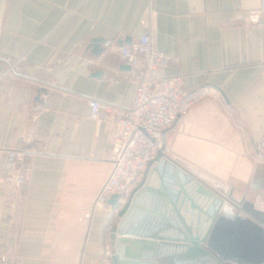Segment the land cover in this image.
Returning a JSON list of instances; mask_svg holds the SVG:
<instances>
[{"label": "crops", "instance_id": "crops-1", "mask_svg": "<svg viewBox=\"0 0 264 264\" xmlns=\"http://www.w3.org/2000/svg\"><path fill=\"white\" fill-rule=\"evenodd\" d=\"M145 33L188 96H220L164 133L166 153L264 212V0H0V264H98L111 207L80 216L109 176L119 127L111 112L92 119L89 102L131 105L120 49ZM93 39L108 44L100 55ZM11 148L30 155L22 186L8 179Z\"/></svg>", "mask_w": 264, "mask_h": 264}, {"label": "water", "instance_id": "water-1", "mask_svg": "<svg viewBox=\"0 0 264 264\" xmlns=\"http://www.w3.org/2000/svg\"><path fill=\"white\" fill-rule=\"evenodd\" d=\"M102 43L90 42L94 54L105 50ZM165 150L117 211L111 264H264V212L236 198L225 181ZM118 198L107 200L112 210Z\"/></svg>", "mask_w": 264, "mask_h": 264}, {"label": "built area", "instance_id": "built-area-1", "mask_svg": "<svg viewBox=\"0 0 264 264\" xmlns=\"http://www.w3.org/2000/svg\"><path fill=\"white\" fill-rule=\"evenodd\" d=\"M122 60L132 70L136 83L131 105L120 108L90 101V117L97 119L101 111L116 116L118 133L113 138L109 155L111 171L101 187L92 209H84L80 219L88 222L93 210L107 205V200L118 194L119 206L110 212L106 222L109 239L119 208L141 183L147 166L154 161L164 146V133L188 113L190 107L205 97L219 98L215 90L204 88L188 96L183 78L163 73L170 57L155 48L151 35L142 34L134 43L120 49ZM258 159L264 161V133L257 143ZM8 179L15 185L27 182L30 155L22 149L11 148L5 152ZM110 207V206H109ZM120 247L116 246V251ZM110 241L105 244L98 264H111ZM84 264V263H80Z\"/></svg>", "mask_w": 264, "mask_h": 264}]
</instances>
